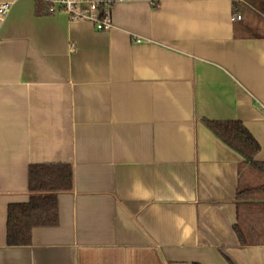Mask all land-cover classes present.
I'll list each match as a JSON object with an SVG mask.
<instances>
[{
  "label": "crops",
  "instance_id": "crops-1",
  "mask_svg": "<svg viewBox=\"0 0 264 264\" xmlns=\"http://www.w3.org/2000/svg\"><path fill=\"white\" fill-rule=\"evenodd\" d=\"M235 1L264 0H124L100 31L0 0V264H264L234 230L241 160L203 123L242 121L264 161V37L237 36ZM33 164L73 190L9 246Z\"/></svg>",
  "mask_w": 264,
  "mask_h": 264
},
{
  "label": "trees",
  "instance_id": "trees-1",
  "mask_svg": "<svg viewBox=\"0 0 264 264\" xmlns=\"http://www.w3.org/2000/svg\"><path fill=\"white\" fill-rule=\"evenodd\" d=\"M234 2V13L242 19L237 24L238 37H264V1ZM39 15H54L52 4L35 0ZM103 9V7L101 8ZM251 18V19H248ZM203 123L220 138L243 155L240 187L236 195L237 223L234 230L241 246L264 245V161L255 160L261 145L242 121H209ZM74 186L73 167L68 164H33L29 167V200L8 207L7 244L28 246L36 227L58 223V196L70 192ZM230 264H235L225 254Z\"/></svg>",
  "mask_w": 264,
  "mask_h": 264
},
{
  "label": "built area",
  "instance_id": "built-area-1",
  "mask_svg": "<svg viewBox=\"0 0 264 264\" xmlns=\"http://www.w3.org/2000/svg\"><path fill=\"white\" fill-rule=\"evenodd\" d=\"M52 4L51 11L66 13L71 20L91 21L100 31H107L112 28L111 7L115 2L124 0H45ZM103 7V9H101ZM11 9L8 2L0 3V27ZM242 15L234 13L232 21H240ZM1 43V42H0Z\"/></svg>",
  "mask_w": 264,
  "mask_h": 264
},
{
  "label": "water",
  "instance_id": "water-1",
  "mask_svg": "<svg viewBox=\"0 0 264 264\" xmlns=\"http://www.w3.org/2000/svg\"><path fill=\"white\" fill-rule=\"evenodd\" d=\"M206 125V124H205ZM207 126V125H206ZM210 133L227 149H229L232 153H234L241 161H247V159L241 155L238 151H236L233 147H231L227 142H225L222 138H220L211 128L207 126ZM255 160H259L258 157Z\"/></svg>",
  "mask_w": 264,
  "mask_h": 264
}]
</instances>
